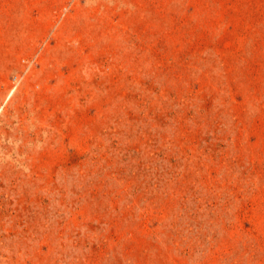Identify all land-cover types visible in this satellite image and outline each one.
Instances as JSON below:
<instances>
[{
  "label": "rangeland",
  "instance_id": "obj_1",
  "mask_svg": "<svg viewBox=\"0 0 264 264\" xmlns=\"http://www.w3.org/2000/svg\"><path fill=\"white\" fill-rule=\"evenodd\" d=\"M0 264H264V0H0Z\"/></svg>",
  "mask_w": 264,
  "mask_h": 264
}]
</instances>
